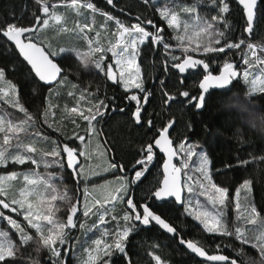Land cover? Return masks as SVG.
Instances as JSON below:
<instances>
[{
	"label": "snow or ice",
	"instance_id": "snow-or-ice-1",
	"mask_svg": "<svg viewBox=\"0 0 264 264\" xmlns=\"http://www.w3.org/2000/svg\"><path fill=\"white\" fill-rule=\"evenodd\" d=\"M104 2L117 6V0ZM207 6L216 9L211 16L205 0L178 11L158 9L157 25L140 17L125 23L93 0H32L18 17L9 13L0 23V264H12L33 243L46 253L44 261L67 264L66 237L88 220L99 221L100 238L81 252L84 264H106L113 249L123 251L115 238H105L108 221L120 228V242L130 234L121 225H156L203 261L264 264V209L241 207L251 182L241 181L239 195L233 189L230 196L210 161L207 171L203 160L192 166L186 138L193 131L189 114L203 109L210 90L250 78L264 89V0H207ZM233 8L243 21L239 38L226 35L238 23ZM146 60L159 64L165 77L152 79L158 97L146 86ZM88 72L118 92L119 103L117 96L100 98L91 80L82 81ZM24 83L31 85L34 109L21 99ZM105 124L109 132L126 130L124 151L109 146L115 138L105 136ZM26 135L35 138L14 151ZM10 166L30 167L17 172ZM53 166L71 177L74 192L58 190L47 172L41 176V168ZM233 199L239 226L229 230L225 209ZM252 202L255 207L254 195ZM174 209L213 243L201 247L199 237L181 234L177 222L165 218ZM227 238L237 245L230 256L220 249ZM147 256L149 264H168L158 251Z\"/></svg>",
	"mask_w": 264,
	"mask_h": 264
},
{
	"label": "trees",
	"instance_id": "trees-1",
	"mask_svg": "<svg viewBox=\"0 0 264 264\" xmlns=\"http://www.w3.org/2000/svg\"><path fill=\"white\" fill-rule=\"evenodd\" d=\"M193 2L194 0H147L146 3L129 4L128 0H117V6L110 9L104 0H93L98 9L111 13L114 18L119 17L125 23H134L136 18L140 17L150 19L157 25L161 23L160 17L157 15L158 9L167 8L178 11L183 6L192 5ZM31 3L32 0H0V17L3 18L0 19V23L9 18V13H14L18 17L25 5L30 6ZM121 6H123V11H121ZM205 7L206 16H211L216 10L215 7L207 6V0H205ZM232 18L238 20V23L232 26L226 35L230 38L242 37L243 21L239 19L235 8L232 9ZM152 55L154 53L147 51L145 53L148 58ZM233 62L239 66V60L234 58ZM144 67L146 86L151 89L154 96L158 97L159 85L154 87L152 79L156 77L163 81L165 78L163 71L159 64L153 66L149 60L145 61ZM81 80H91L93 91L98 92L97 95L100 98L107 99L110 96H117L116 103H119V93L107 86L106 83L100 82L101 78L98 74L82 73ZM97 84H99L98 88ZM253 89L250 79L247 82L242 79L240 82H234L227 89L211 90L212 94L206 97L203 109L198 114H189L193 123V131L186 133V138L194 153L190 158L191 163L196 161V154L203 149L211 163L212 175L215 176L217 184L226 187L230 196L233 189L235 191L241 187L243 189L241 181L251 182V202L253 195L255 196V207L252 202L251 209L254 212L256 208L264 209V94H261L264 89ZM21 99L29 109H34L35 97L31 92L30 84L24 83ZM155 104L154 100L153 107ZM178 130L183 131V129ZM32 131L34 129H29L30 133ZM104 133L105 136L115 138L114 141H109V146L113 150L124 151L121 140L126 135V130L113 129L109 132V126L105 124ZM131 135L135 136V133L133 132ZM105 136H102L101 139H104ZM30 138L34 139L35 137L28 136L14 144L17 146V143ZM109 154L111 155V152ZM16 168L18 167L10 166L9 170ZM40 170L42 173L47 172L52 176L50 183L58 190H67L69 194L75 191L72 179L66 172H62L55 166L51 169L41 168ZM232 203H234V199L229 201L225 209V220L229 230L239 226V222H234L236 217L232 210ZM67 207V203L63 204L57 212V216H62ZM165 218L174 223L177 222L178 231L186 237H199L198 242L201 247H207L213 243L212 238L199 233L198 227L190 218L181 217L178 209L166 213ZM84 223L85 229L82 230L78 227L69 232L66 237V245L71 247V251L66 256L67 264H84L81 260V252L94 239L100 238L99 221L88 220ZM120 227H130V234L122 242L118 237L120 228L111 221L105 225L107 233L110 234L105 238L109 243H112L115 238L116 242L121 243L123 249V251L113 249V253L106 257V264H126V262L128 264H149L147 253L150 251H158L168 264H210L181 249L166 232L161 231L156 225L149 227L121 225ZM236 246V241L231 238L220 243L222 253L229 256ZM45 255L43 249L37 250V245L33 243L27 248L20 249L17 252L16 261L12 264H49L43 259Z\"/></svg>",
	"mask_w": 264,
	"mask_h": 264
},
{
	"label": "rangeland",
	"instance_id": "rangeland-1",
	"mask_svg": "<svg viewBox=\"0 0 264 264\" xmlns=\"http://www.w3.org/2000/svg\"><path fill=\"white\" fill-rule=\"evenodd\" d=\"M250 76H251V74H250ZM258 79H259V77H257V80H258ZM250 84H251L252 87H254L256 90L262 89L258 83H255V84H254V82H253V80H252L251 78H250ZM26 138H28L27 135H26V136H23L21 139L24 140V139H26ZM14 147L16 148V149L13 148L14 151H19V150H20V149H19V143H17V146L14 144ZM195 158H196V161H192V166H199V165L201 164V161L203 160V161H204V164H205L204 170L207 171V170H208V168H207V164H208L209 160H208V158L206 157V154H205V152H204L203 149H202V151H199V152L196 154ZM29 167H30V166H24L23 168L18 167V168L13 169V170H15V171H17V172H24V171H26ZM39 171H40L41 176H45V173H42V170H39ZM45 178H47V177L45 176ZM246 183H247V182H246ZM41 189H43V186H41ZM241 190H242V187L236 191L237 196L239 195V193H240ZM245 199H246L247 203H246L245 205H241V207L244 208L245 211H247V212H249V213H252L253 211H252V209H251V204H252V202H251V189L248 190V195H247V197H246ZM235 202H236V201H235V199H234V203H235ZM232 205H233V203H232ZM241 215H243V213H241ZM234 222H235V223H238V222H239V219L236 217V218L234 219ZM2 227H3V225L0 224V228H2Z\"/></svg>",
	"mask_w": 264,
	"mask_h": 264
},
{
	"label": "water",
	"instance_id": "water-1",
	"mask_svg": "<svg viewBox=\"0 0 264 264\" xmlns=\"http://www.w3.org/2000/svg\"><path fill=\"white\" fill-rule=\"evenodd\" d=\"M13 35H15V34H13ZM218 74V73H217ZM232 85V84H231ZM230 85V86H231ZM230 86H228L227 88H229ZM226 88V89H227ZM214 90H223V89H214ZM211 91V90H210ZM196 258H198V259H200L199 258V254H197L196 256H195ZM213 259H220V257H213ZM201 260V259H200ZM203 261V260H202ZM205 262H207V263H210V264H216V262H212V261H205Z\"/></svg>",
	"mask_w": 264,
	"mask_h": 264
},
{
	"label": "bare ground",
	"instance_id": "bare-ground-1",
	"mask_svg": "<svg viewBox=\"0 0 264 264\" xmlns=\"http://www.w3.org/2000/svg\"><path fill=\"white\" fill-rule=\"evenodd\" d=\"M98 93V92H97ZM70 184V183H69ZM241 184V183H240ZM74 188V187H73ZM239 188V187H238ZM76 235V234H75ZM76 239V238H75ZM78 242V241H77ZM109 263V262H108Z\"/></svg>",
	"mask_w": 264,
	"mask_h": 264
},
{
	"label": "flooded vegetation",
	"instance_id": "flooded-vegetation-1",
	"mask_svg": "<svg viewBox=\"0 0 264 264\" xmlns=\"http://www.w3.org/2000/svg\"><path fill=\"white\" fill-rule=\"evenodd\" d=\"M147 227H149V226H147Z\"/></svg>",
	"mask_w": 264,
	"mask_h": 264
}]
</instances>
